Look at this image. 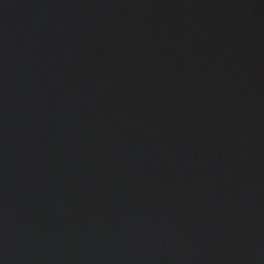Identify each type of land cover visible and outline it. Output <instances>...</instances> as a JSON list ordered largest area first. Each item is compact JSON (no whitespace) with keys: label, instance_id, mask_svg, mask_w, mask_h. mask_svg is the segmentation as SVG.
Masks as SVG:
<instances>
[{"label":"water","instance_id":"water-1","mask_svg":"<svg viewBox=\"0 0 264 264\" xmlns=\"http://www.w3.org/2000/svg\"><path fill=\"white\" fill-rule=\"evenodd\" d=\"M0 264H264V0H0Z\"/></svg>","mask_w":264,"mask_h":264}]
</instances>
